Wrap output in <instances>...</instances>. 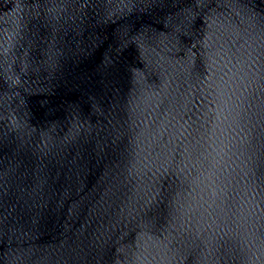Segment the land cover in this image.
I'll return each instance as SVG.
<instances>
[{
  "label": "water",
  "instance_id": "1",
  "mask_svg": "<svg viewBox=\"0 0 264 264\" xmlns=\"http://www.w3.org/2000/svg\"><path fill=\"white\" fill-rule=\"evenodd\" d=\"M0 264H264V0H0Z\"/></svg>",
  "mask_w": 264,
  "mask_h": 264
}]
</instances>
